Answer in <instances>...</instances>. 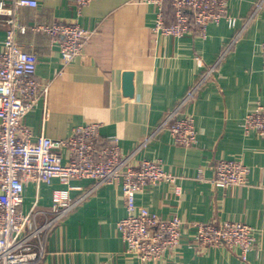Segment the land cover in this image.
<instances>
[{
    "label": "crops",
    "instance_id": "0c3cea01",
    "mask_svg": "<svg viewBox=\"0 0 264 264\" xmlns=\"http://www.w3.org/2000/svg\"><path fill=\"white\" fill-rule=\"evenodd\" d=\"M36 1V8L22 7L16 15L27 27L16 34V42L34 53L35 78L49 85L47 96L25 117L32 139L40 134L63 139L78 124L98 123L101 141L115 137L131 165L157 160L176 178L179 195L172 184L159 182L136 195L137 205L162 218L175 214L188 224L244 222L259 242L243 260L238 249L226 246L196 251L184 237L174 253L139 261L125 253L117 229L126 216L120 187L81 179L69 183L72 208L44 232L37 264H264V136L243 130L246 110L264 107V0H229L227 17L209 24L205 38L194 31L180 37L155 35L154 7L136 0H93L81 11L74 0ZM54 22L93 31L66 66L54 39L30 29ZM7 29L2 20L0 52ZM124 72L132 74V96L123 93ZM191 91L192 102L175 117L193 115L197 142L183 147L161 125ZM221 158L247 166L244 186L211 184L213 165ZM61 187L56 177L49 184L27 181L21 211H39L38 224L49 222L51 194Z\"/></svg>",
    "mask_w": 264,
    "mask_h": 264
},
{
    "label": "built area",
    "instance_id": "2783aa9c",
    "mask_svg": "<svg viewBox=\"0 0 264 264\" xmlns=\"http://www.w3.org/2000/svg\"><path fill=\"white\" fill-rule=\"evenodd\" d=\"M93 0H74L81 11ZM155 9L152 31L155 35L180 37L191 31L205 38L209 24H218L227 17L229 0H169L172 21L167 22L166 0H136ZM36 0H0V22L8 25L0 52V264H37L43 255L44 232L64 217L72 208L68 185L72 180L90 179L96 186L117 184L125 200L126 216L117 229L126 244L125 253L139 261H156L172 254L188 238L187 246L196 251L226 246L238 249L241 259L259 246L251 226L244 222L211 221L186 223L177 215L162 218L136 203V195L148 185L166 182L181 193L176 178L165 171L157 160H142L136 166L129 163L115 137L101 141L99 124L75 126L63 139H52L33 132L25 117L37 101L48 93V83L35 78L36 57L16 42L17 33L27 27L17 21L22 7L36 8ZM33 31L47 33L58 44L63 64H71L83 46L91 40L93 31L76 23L54 22L35 25ZM264 54V41L260 45ZM189 92L178 109L168 114L161 127L168 130L175 144L190 147L197 142L194 118L186 112L175 114L192 102ZM244 134L254 132L264 136V107L256 105L243 116ZM145 140L138 149L145 146ZM137 149V150H138ZM248 168L239 159H218L210 180L215 188L244 186ZM201 172L198 177H201ZM56 177L62 187L51 194L50 213L53 219L39 225V211H21L24 184H49ZM264 192V183L261 185ZM193 228L189 233L188 228Z\"/></svg>",
    "mask_w": 264,
    "mask_h": 264
},
{
    "label": "water",
    "instance_id": "95a60500",
    "mask_svg": "<svg viewBox=\"0 0 264 264\" xmlns=\"http://www.w3.org/2000/svg\"><path fill=\"white\" fill-rule=\"evenodd\" d=\"M122 88H123L124 95L132 96L133 86H132V74H131V72H124L123 73Z\"/></svg>",
    "mask_w": 264,
    "mask_h": 264
},
{
    "label": "trees",
    "instance_id": "16d2710c",
    "mask_svg": "<svg viewBox=\"0 0 264 264\" xmlns=\"http://www.w3.org/2000/svg\"><path fill=\"white\" fill-rule=\"evenodd\" d=\"M165 10L167 11V15H170L171 8H170V2H169V0H166L165 1Z\"/></svg>",
    "mask_w": 264,
    "mask_h": 264
}]
</instances>
